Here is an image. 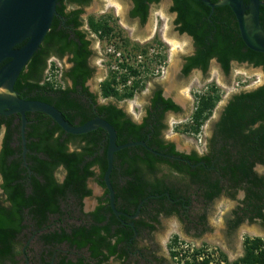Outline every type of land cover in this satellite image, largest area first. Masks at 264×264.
Returning <instances> with one entry per match:
<instances>
[{
  "label": "flooded vegetation",
  "instance_id": "flooded-vegetation-1",
  "mask_svg": "<svg viewBox=\"0 0 264 264\" xmlns=\"http://www.w3.org/2000/svg\"><path fill=\"white\" fill-rule=\"evenodd\" d=\"M96 1L97 0H88V2L82 4L74 2L67 3L64 9L65 14H60L56 6V14L53 20L55 16L60 19L57 28L65 30L69 40H63L62 44H54L47 58V66L43 72L44 79H41L40 82L43 84L45 79H48L51 81L53 90L67 89L69 90L70 96L82 104L80 109H70V115H76L77 117L76 120H74V125H78L80 120L86 115L90 116L86 121L95 117H103L100 106L109 103L116 104L118 107L122 108L133 121L140 124L147 122V126H145L144 129L146 130V140L136 141H145L148 145L151 139L158 138L167 146L164 151L159 152L167 156L155 154L161 158L157 162V178H155V180L158 179L161 181L158 187V189H160L159 192L150 194V196H145V198L140 200L137 204L120 201L115 202V206L120 214H116L113 211L110 200L106 202L107 198L109 199L108 190L106 185L103 186L99 182L101 173L100 168L94 166L92 169L95 175L89 177L86 181V186L91 190V194L79 199L69 193L67 202H75V207L69 206V208L66 209L67 212L72 208L71 212L68 211L65 218L66 221H74L76 223L92 221V212L102 206L100 211L105 218L100 221V225L104 226L109 221H112V232H115L119 228L132 230L129 240L121 244L124 247H120L118 251L111 255L108 261H105L103 264H170L169 258L161 252L162 247L160 244V239L163 238L168 230L167 224L172 220L188 223V233H194L196 237L203 236L210 227L208 221L211 210H213L216 201L222 198L235 202V206L232 208L230 217L227 221L228 231L230 233H237L245 222L248 224L258 223L264 227L262 219L254 217L253 211H248V206L246 205L248 193L245 187L238 186L232 179L225 176L221 168L223 163H221V158H219L216 149L217 145L210 144L211 139L217 131V124L225 115L228 103L237 93L233 94L221 108L217 118L214 120L211 135L206 139L204 151L201 153L193 147L190 150H181L178 145L165 134L172 124L177 123L176 121L178 118L184 117L186 112H189V108L185 110L183 103L170 95L173 93V90H171V93H167V88H165L162 83L156 82L151 88L145 107L142 109V112H140L141 116L136 120L123 106L117 104L113 100L109 102H101L99 100V95H103V84L105 83H108L112 88L120 92H125L127 89L133 90L135 95L138 91L142 90V86L146 85L149 78H168L170 43L163 35L162 27L158 32L157 24L155 27L149 26V24L153 22H150V20H154L153 18L159 15V10L168 1L170 4L168 7H165V11L168 9L169 13L173 16L174 32L180 37L187 35L191 39L188 40V45L191 46L190 52L181 56L176 68L177 73L176 70H174V73L184 78L188 77L191 72L195 70L205 74L213 60L219 65L221 70L226 73L218 58L215 56L211 57L208 61L206 70H204L201 65H195L193 57L198 51L196 41L193 39L192 35L181 32L178 29V24L175 23L178 14L176 11L170 10L173 5V0H128V8L123 14V17L128 24L133 25V27L130 28H133L137 34V38H131L129 35L125 34L123 28L113 21L114 17L111 16L110 13L103 14V10H98L95 4ZM89 6L92 7L88 10L87 8ZM75 9L81 10L77 15V21L80 23L71 21L69 13ZM92 18L96 23H99L101 27H104L106 22L107 26L111 29L109 33L105 34L102 29H94L91 24ZM126 28L128 29L129 27ZM147 35L150 36L148 39L140 40L139 36ZM62 47H67L68 49L64 50L63 54H60V49ZM79 52L80 55L76 60V54ZM105 56L106 60L104 59ZM104 60L107 62L108 70L106 75L101 77L97 71V62L102 65ZM233 62L252 65L247 61L239 62L232 60L230 68ZM256 67H261L264 72L262 65ZM47 68L49 71L46 76L45 71ZM259 86L250 90H242L238 93L249 92L255 90ZM17 92L19 95L21 94L19 91ZM59 94L60 93L56 91L51 92L52 97H57ZM35 95L36 92L33 91L27 94L26 97ZM159 96L162 100L170 99L175 107H168L167 103H163L162 100H159ZM62 109L64 112L59 109L62 114L68 115V108ZM134 110L133 105L130 111L134 113ZM41 113L43 112L27 111L25 123L23 122V116L19 113L7 115L0 114V203L2 205L10 206L8 193L4 189L6 177L4 173V158L6 159V165L10 166L8 168L14 166L15 163L18 164L16 167L17 169H13L15 171L17 170L18 176L20 177H17V180L23 184L26 196L34 189V179H38L40 182L45 181L37 171L32 170V164L34 163L33 158H46V152L39 150L36 145H39L41 142V134L44 130L47 128L49 131L53 130L56 122L53 119L50 120L49 116L45 113V115ZM193 113L194 112H192V114ZM186 119L190 120L189 118H185V120ZM257 124L258 123L255 125ZM53 136H57L55 132ZM65 137L66 135L64 134L62 138ZM169 144H172L173 147L169 146ZM71 147L70 149H73ZM143 147L146 148L145 146ZM171 147L174 149L175 153L168 152L169 149H172ZM101 151L102 149L100 152ZM183 155H195L200 158L197 162H191L190 158L184 157ZM183 163H186V166L190 164L194 166L190 165L192 167L188 171ZM259 164L261 163L257 162L254 164L253 171L261 176L262 174H260L256 168ZM200 165L204 166L203 169H198ZM113 170L114 167L112 171ZM123 170L122 167L117 166L116 173L113 175L114 179L118 178L119 181L124 182L127 177L122 174ZM53 176L58 182H62L67 176V171L62 165H59L57 169L54 170ZM90 179L94 180V183L98 187L97 189L101 192L95 197L94 203L87 207L85 199L93 195V190L89 186ZM148 180L153 181V178L149 176ZM148 190L151 191L152 189L149 188ZM213 194H215L214 197L209 198L212 197ZM28 212L29 209L26 208L24 210L25 216L22 221L23 224H26V227L19 233V245L17 247L19 254L16 255V259L21 258L20 260L23 261L24 264H59L58 254H61V256L66 255V260H75L81 255L88 256L89 252L87 247L76 249L74 246L71 247L65 242H62L60 245H50L43 242V240L40 239V234L48 231L49 228L37 229L35 220L27 214ZM57 217L58 216L55 215L50 216L52 221ZM250 217L253 219L250 220ZM238 221L239 223L235 225ZM233 223L235 227H231ZM54 225V222H52L51 228H53ZM64 246H66V248H62ZM170 249L173 250L172 248Z\"/></svg>",
  "mask_w": 264,
  "mask_h": 264
},
{
  "label": "trees",
  "instance_id": "trees-1",
  "mask_svg": "<svg viewBox=\"0 0 264 264\" xmlns=\"http://www.w3.org/2000/svg\"><path fill=\"white\" fill-rule=\"evenodd\" d=\"M210 1L216 3L218 0ZM262 1L260 21L264 28V0ZM71 2L82 4L88 0H58V12L65 14L66 4ZM170 10L176 11L178 14L175 20L178 29L192 35L196 41L198 51L193 57L195 65H201L206 70L209 59L215 56L226 73L230 70L232 60L247 61L254 66L262 65L264 68V53L251 50L245 45L240 35L237 19L229 5L216 6L212 9L205 0H173ZM80 11V9H75L69 13L71 21L80 23L77 21ZM59 23L60 19L55 16L40 47L22 69L15 89L21 93V97L46 101L54 104L63 112L62 108H68V115L63 114V116L71 124H75L74 120L77 117L70 115V109H80L82 104L70 96L69 90H53L51 81L48 79H45L43 84L40 82L41 79H44L43 72L54 44H62L63 40H69L66 31L57 28ZM91 24L94 29H102L105 34L111 30L106 22L104 27H101L93 18ZM79 39L81 40L80 36ZM23 43L17 46L20 47ZM65 48L60 49V54L68 49ZM79 55L80 52L76 54V60ZM7 61L8 59L2 61L0 68ZM33 91L36 92L35 96L26 97ZM54 91L60 94L57 97H52L51 92ZM103 95L123 99L132 97L134 92L129 89L120 92L105 83L103 84ZM159 100H162L161 97ZM215 101V94H201L199 104L195 107L190 119V129L194 133H199L203 121L211 112ZM162 102L167 103L168 107H175L170 99H163ZM100 111L102 116L115 127L118 144L146 140V130L144 129L147 122L140 124L133 121L122 108L112 103L100 106ZM88 117L90 116H84L78 125L83 124ZM49 119L52 120L50 116ZM256 123L258 124L255 125ZM54 132L57 135L55 137L53 136ZM64 134L66 137L62 138ZM210 144L217 145L216 149L221 163H223L221 168L225 176L232 179L238 186L245 187L248 193L246 197L248 211H253L254 217L261 218L264 225V175L260 176L253 171L255 163L264 164V84L255 90L237 93L232 97L226 107L224 117L217 124V131ZM71 145H73V149H70ZM107 145L108 134L102 127L79 135L66 133L57 123L53 130L49 131L47 128L41 134V142L36 145L39 150L46 152V158H33L34 163L32 164V170L37 171L45 181L40 182L38 179H34V189L28 196H26L23 184L17 180L19 177L17 170L13 169L18 164L15 163L14 166L8 168L10 166L6 165L4 158L6 176L4 189L8 193L10 206L0 203V264H20V259H16V255L19 254L17 250L19 233L26 227V224L22 222L26 208L29 209L27 214L35 220L37 229L49 228L48 231L40 234V239L46 244L60 245L65 242L76 249L88 248V256L81 255L75 260H66V255L58 254L59 264H103L120 247H124L121 244L129 240L132 230L119 228L112 232V221L104 226L100 225V221L105 218L100 211L102 206L92 212V221L76 223L68 222L65 219L68 211L71 212L72 208L67 212L66 209L69 206L75 207V202H67L69 193L79 199L91 194V190L86 186V181L95 175L92 169L94 166L100 168L99 182L105 186L103 176L107 168ZM148 145L158 151H164L167 147L158 138L151 139ZM169 146L173 147L172 144ZM168 152L175 153L173 148ZM183 156L190 158L191 162H197L200 158L195 155ZM160 159L141 145L126 147L115 152L114 170L111 173L115 202L137 204L145 196L158 193L161 181L155 180V178H157V162ZM183 164L188 171L192 167L186 166V163ZM59 165H62L67 171V176L62 182H58L53 176L54 170ZM117 166L124 169L122 174L127 177L124 182L113 177ZM203 167L200 165L198 169H203ZM149 176L153 178V181L148 180ZM149 188L152 190H148ZM214 195L209 198H213ZM108 201L107 198L106 202ZM51 215L58 217L52 221ZM252 217L250 220L253 219ZM52 222L55 224L53 228H51ZM234 223L231 227H235L239 221L235 225ZM171 253L173 257L180 254L182 264H211L213 259L210 254H206V256L204 254V257L199 259L198 255L201 253L199 249H196L189 258H187L186 250L180 252L175 249L171 250ZM224 264H264L263 239L260 237L245 238L243 255L233 262L227 261Z\"/></svg>",
  "mask_w": 264,
  "mask_h": 264
},
{
  "label": "rangeland",
  "instance_id": "rangeland-1",
  "mask_svg": "<svg viewBox=\"0 0 264 264\" xmlns=\"http://www.w3.org/2000/svg\"><path fill=\"white\" fill-rule=\"evenodd\" d=\"M95 4L98 10H103V14L110 13L111 16L114 17L113 21L123 28L125 34L129 35L131 38H137V34L133 28H130L133 27V25L128 24L123 17V14L128 8V0H97ZM169 4L170 2L168 1L163 5L161 8L162 10H159V15H156L153 18L154 20H150V22L153 21L154 23L151 22V24H149V26L152 27H155L157 24L158 32L162 27L163 35L170 43L168 78H149L146 85L142 86V90L138 91L130 98L119 99L116 96L107 97L100 94L99 100L101 102L113 100L117 104L123 106L136 120L141 116L140 112H142V109L145 107L151 88L156 82L162 83L163 86L167 88V93H171V90H173V93L170 95L183 103L185 110L189 108V112H186L184 117L178 118L176 121L177 123L172 124L165 134H167L168 138L173 140L181 150H190L193 147L201 153L204 151L206 139L211 135L214 120L217 118L224 104L233 94L242 90H250L264 84V72L261 67L233 62L230 72L225 73L213 60L205 74L197 70L191 72L186 78L176 74V68L181 56L190 52L191 46L188 45V40L191 39L187 35L180 37L174 32L173 16L169 13L168 9L165 11V7H168ZM91 7L92 6H89L87 9L89 10ZM126 27L129 28L127 29ZM148 37L150 36H139L140 40H146ZM104 59L106 60V56ZM105 60L102 65L97 62V71L101 77L106 75L108 70V65ZM174 70H176V73H174ZM48 71L49 69L47 68L45 71L46 76ZM203 93L215 94L216 101L211 112L203 121L199 133H194L190 129V120H185V118L191 119L190 116L192 112L195 111V107L199 104L200 96ZM133 105L135 109L134 113L130 111ZM71 148H73V145ZM256 168L260 174L264 175V164H259ZM89 186L93 190V195L85 199L87 207L94 203L95 197L101 192L97 189L98 187L93 179H90ZM234 206L235 202L233 200L222 198L216 201L209 215L208 224L210 227L207 232L200 237H196L194 233H188V223L177 220H172L168 223V230L163 238L160 239V244L162 247L161 252L169 258L170 264H182L180 254L173 257L170 248L173 250L178 248L180 252L181 250H186L187 258L192 256L196 249H199L201 250V253L198 255L199 259H202L204 254L205 256L206 254H210L213 258L211 264H224L227 261L233 262L243 255L245 238L260 237L264 242V227L258 223L248 224L245 222L237 233H230L228 231L227 221ZM174 240H176V244H174ZM62 248H66V246ZM20 264H24V262L20 260Z\"/></svg>",
  "mask_w": 264,
  "mask_h": 264
},
{
  "label": "water",
  "instance_id": "water-1",
  "mask_svg": "<svg viewBox=\"0 0 264 264\" xmlns=\"http://www.w3.org/2000/svg\"><path fill=\"white\" fill-rule=\"evenodd\" d=\"M58 0H0V63L8 61L0 68V114L19 113L26 122L27 111H40L50 116L66 133L83 134L102 127L108 134L107 168L104 183L108 190L110 205L116 214L115 191L110 180L114 167L115 152L134 145H143L156 155L167 156L150 148L145 141L117 143L115 127L103 117L92 118L81 125L71 124L62 112L46 101L20 97L14 89L16 79L38 50L49 31ZM205 2L214 9L216 6L229 5L238 22L240 35L251 50L264 53V28L260 21L262 0H210ZM24 42V43H23ZM20 47L17 45L22 44ZM174 158V157H173ZM193 165V164H190ZM194 166V165H193Z\"/></svg>",
  "mask_w": 264,
  "mask_h": 264
},
{
  "label": "bare ground",
  "instance_id": "bare-ground-1",
  "mask_svg": "<svg viewBox=\"0 0 264 264\" xmlns=\"http://www.w3.org/2000/svg\"><path fill=\"white\" fill-rule=\"evenodd\" d=\"M0 92H5V88L1 87Z\"/></svg>",
  "mask_w": 264,
  "mask_h": 264
}]
</instances>
